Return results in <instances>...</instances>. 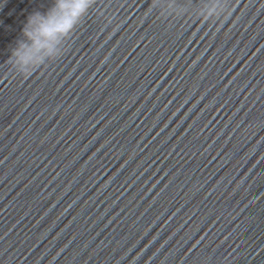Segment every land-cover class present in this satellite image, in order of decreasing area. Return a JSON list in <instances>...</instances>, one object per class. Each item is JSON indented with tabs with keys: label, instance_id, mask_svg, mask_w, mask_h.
<instances>
[{
	"label": "water",
	"instance_id": "95a60500",
	"mask_svg": "<svg viewBox=\"0 0 264 264\" xmlns=\"http://www.w3.org/2000/svg\"><path fill=\"white\" fill-rule=\"evenodd\" d=\"M52 0H0V264H254L199 113L140 0H93L60 58L8 56Z\"/></svg>",
	"mask_w": 264,
	"mask_h": 264
},
{
	"label": "clouds",
	"instance_id": "9594fccd",
	"mask_svg": "<svg viewBox=\"0 0 264 264\" xmlns=\"http://www.w3.org/2000/svg\"><path fill=\"white\" fill-rule=\"evenodd\" d=\"M93 0H52L47 10L32 11L26 16L19 39L8 56L11 70L20 75L60 58L65 41L92 7ZM175 5L152 0L148 13L171 14ZM225 13L223 0H205L198 17L205 21L219 19ZM179 14V13H177Z\"/></svg>",
	"mask_w": 264,
	"mask_h": 264
}]
</instances>
